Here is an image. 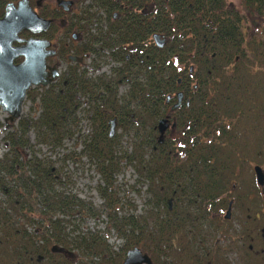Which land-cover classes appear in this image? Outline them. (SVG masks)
<instances>
[{"label": "trees", "instance_id": "trees-1", "mask_svg": "<svg viewBox=\"0 0 264 264\" xmlns=\"http://www.w3.org/2000/svg\"><path fill=\"white\" fill-rule=\"evenodd\" d=\"M135 28L138 35L131 28L122 37L116 28L102 34L99 27L78 49L121 62L108 75L74 69L26 92L37 116L19 117L3 136L0 264H119L134 246L155 264H166L168 255L181 264L196 252L208 209L221 205L215 199L231 182L244 186L247 174L252 177L250 164H259L264 154V0H240L236 9L226 0H154V21ZM148 31L162 34L165 45L144 44ZM128 42L136 52L126 61L122 44ZM178 91L187 106L171 114L175 136L164 135L158 144L156 124L168 111L165 101ZM80 97L88 126L80 155L102 181L96 185L99 207L58 189L51 160L31 155L23 161L19 151L29 147V130L36 144L60 147L76 131ZM112 118L120 134L109 137ZM123 161L137 184L145 185L138 214L115 184ZM101 215L105 228L122 239L118 251L106 233L70 237L64 231L76 230V218ZM53 245L75 251L73 259L52 252Z\"/></svg>", "mask_w": 264, "mask_h": 264}, {"label": "flooded vegetation", "instance_id": "flooded-vegetation-1", "mask_svg": "<svg viewBox=\"0 0 264 264\" xmlns=\"http://www.w3.org/2000/svg\"><path fill=\"white\" fill-rule=\"evenodd\" d=\"M98 2L97 0H0V19L10 9L25 7L39 19L47 21L46 27L36 32L24 27L19 29L16 38L11 40L10 46L14 49L20 48L29 39L46 42L44 62L47 68L45 72L47 79H51V70L57 72L49 82V84H54L64 73H70L74 69L84 71L86 69L82 66L84 59L88 58L87 60H90L92 64L96 59L104 57H98V54L94 52H78V49L82 45L85 46V42L99 27L102 34H107L116 28L118 34L124 37L128 35L131 28L133 34L138 35L135 27L139 23L144 25V23L151 24L154 21V0L143 1L142 6L138 0H98ZM148 33L149 37L144 44H153L157 47L152 38L154 33L151 31ZM159 35L164 37L162 34ZM164 40L165 45L166 39ZM92 46L96 47V44L93 43ZM122 48L125 52L124 59L131 60L136 52L135 47L128 42L123 43ZM24 59L25 55L19 54L11 59V63L17 65ZM110 60L116 64L114 67L121 64L113 59ZM94 64L97 66L96 63ZM91 66L95 67L93 64ZM133 66H136L135 62ZM41 88L40 85H34L28 90H40ZM170 100L168 98L165 101L166 104L170 103L164 115L168 120L165 133L167 130L173 131L174 117L171 114L183 103L187 106L188 102L182 92L178 107L171 110L176 99L171 102ZM255 165H258L262 172L263 179L260 185L256 182L253 170ZM250 169L252 177L250 173L247 174L243 182L244 186L231 182L230 186L225 187L220 196L215 199L221 205L218 207L213 205L211 207L214 208L213 212H210V208L208 209L209 217L198 233L199 243L196 252L185 255V260L181 264H264V154L259 164H250ZM168 206L171 207L170 203ZM121 245L117 247V251ZM139 250L149 257L146 252L140 248ZM55 253H61L70 259L74 257V254L66 251ZM171 257L172 255L167 256L166 264H174L170 262ZM190 257L194 259L189 260ZM149 259L151 264H155L150 257Z\"/></svg>", "mask_w": 264, "mask_h": 264}, {"label": "rangeland", "instance_id": "rangeland-1", "mask_svg": "<svg viewBox=\"0 0 264 264\" xmlns=\"http://www.w3.org/2000/svg\"><path fill=\"white\" fill-rule=\"evenodd\" d=\"M228 5L232 7L239 8L240 0H226ZM92 59L91 56H89ZM88 58L83 60L82 66L86 69V75H98L107 74L110 69L116 64L112 62L108 57H102V59H96L94 62L97 66L92 67L90 60ZM193 84V82H192ZM125 85H120L118 87L119 93L123 92ZM80 104L78 108V124L76 131L72 136L63 138L60 147L51 149L45 143L36 144L35 135L33 131L29 130L27 132L29 147L20 149L21 159H25L34 155L36 158L42 159L47 158L53 163L52 171L55 173V177L59 180V188L63 191L75 194L80 199L89 201L93 206L99 207L102 204V199L99 197L96 191V185L102 183L99 174L95 171L94 165L85 156L80 155L81 150V140L88 130L87 122L83 118L85 108V100L79 98ZM38 108L36 105H32L31 102L25 101L22 104V110L20 117L35 118L38 114ZM4 114L0 112V156L7 151V145L3 140V136L8 130L5 128L2 118ZM15 124V123H14ZM167 130L165 133V138L170 139L175 136V132ZM115 134H120L119 129H116L115 124ZM121 145H125L124 137L121 138ZM115 184L120 191V195H126L125 200L135 206L134 211L128 209L126 212H132L138 214L142 211L145 199V185L137 184V176L131 166L125 165L124 161L120 164V170L114 176ZM57 216L56 214L54 217ZM77 224L76 230H71V226L65 227V232L72 237L76 233L90 232L105 234L106 242L112 247V250L116 251L117 247L122 244V239L117 236L113 230L106 229V218L104 215L99 217H86L82 219V222L76 218L72 222ZM108 230V231H107ZM143 250L142 248H140ZM75 254V251H72Z\"/></svg>", "mask_w": 264, "mask_h": 264}, {"label": "water", "instance_id": "water-1", "mask_svg": "<svg viewBox=\"0 0 264 264\" xmlns=\"http://www.w3.org/2000/svg\"><path fill=\"white\" fill-rule=\"evenodd\" d=\"M47 21L36 17L28 8L18 7L10 9L0 19V112L5 114L2 118L5 127L13 124L21 115L22 104L25 99L26 91L29 87L40 85L46 87L57 72L51 70V79H47L45 72L44 47L46 42L41 40L29 39L24 46L14 49L10 45L11 40L16 38V33L21 28H28L33 32L44 29ZM152 38L157 47L164 45V37L154 33ZM25 55L23 62L13 65L11 59L17 55ZM191 70V67L189 68ZM176 103L171 106V110L178 107L182 97V92L176 93ZM173 125V124H172ZM168 127L167 117L161 118L156 124L157 143L161 144L164 139L165 130ZM115 118L109 120L108 136L114 134ZM256 182L262 183V172L258 165L253 166ZM170 203V200L168 201ZM53 252H64L62 248L53 245ZM151 264L149 257L140 252L138 248L126 251L121 264Z\"/></svg>", "mask_w": 264, "mask_h": 264}]
</instances>
